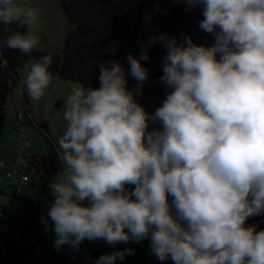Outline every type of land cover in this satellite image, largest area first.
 <instances>
[{
	"label": "clouds",
	"instance_id": "obj_1",
	"mask_svg": "<svg viewBox=\"0 0 264 264\" xmlns=\"http://www.w3.org/2000/svg\"><path fill=\"white\" fill-rule=\"evenodd\" d=\"M182 2L186 10L202 8L199 27L215 42L205 47L185 36L178 43L160 33L140 42L138 56L127 54L140 92L149 78L141 62L154 44L166 49L159 82L170 91L154 113L136 102L116 60L99 64L98 88H75L64 100L66 128L56 141L61 170L41 217L57 251L78 250L85 240L148 239L160 261L264 264V229L246 224L264 216V0ZM152 21L145 12L143 24ZM41 22L39 8L0 0V23L25 29L0 47L29 55L19 87L36 101L52 79L51 55H30L42 50L33 32ZM150 124L159 127L149 131ZM131 254L114 251L95 264Z\"/></svg>",
	"mask_w": 264,
	"mask_h": 264
},
{
	"label": "trees",
	"instance_id": "obj_2",
	"mask_svg": "<svg viewBox=\"0 0 264 264\" xmlns=\"http://www.w3.org/2000/svg\"><path fill=\"white\" fill-rule=\"evenodd\" d=\"M62 9L67 18V31L63 49L60 52L46 50H34L30 55L36 60L42 55H51L53 63L48 69L51 77H55L65 83H73L79 88H98L100 82L99 64L116 60L123 65L126 73L127 88L132 91L136 102L142 105L149 114L162 106L166 94L170 89L166 88L159 77L163 74L161 57L166 49L156 43L149 51V60L141 63L148 69L149 78L144 83L142 91H136L137 82L128 71L126 56L128 53L138 56L140 42L147 41L149 36L167 33L175 37L178 43H182L185 36L192 39L196 45L211 47L214 45V37L204 32L199 27V21L203 19L202 8L199 6L186 10L182 2L174 3L173 0H60ZM158 9V10H157ZM145 12L151 13L153 21L149 25L143 24ZM76 25V30L72 26ZM16 24L5 25L0 23V41L6 40L15 32H24ZM115 49L112 51L111 49ZM0 54L6 64L0 63V145L4 136L6 116L10 98L15 89L20 88L19 82L24 71V65L29 55L19 50L0 47ZM217 54V59H219ZM110 66V65H109ZM23 98L25 91L23 90ZM24 114L28 125L36 122L39 129L44 131L47 149L27 159L24 173L31 180L32 176L42 175L46 179L52 178L61 170L57 150L52 141L50 130L46 122H37L26 108L27 100L24 99ZM159 125H151L149 131ZM131 190L134 186H128ZM5 192L0 189V197ZM171 202V196H169ZM22 200L24 201L23 197ZM0 210L9 214L11 209L0 204ZM10 220H0V225L11 224ZM264 216L251 217L246 224H256L257 230L264 229ZM31 232V225H26L23 231L21 243L25 241ZM3 238L0 231V240ZM101 240L89 242L85 240L80 247L88 251L89 247ZM64 258V255H61ZM3 259L1 260V262ZM162 264H174L171 257L161 261ZM1 264V263H0Z\"/></svg>",
	"mask_w": 264,
	"mask_h": 264
},
{
	"label": "rangeland",
	"instance_id": "obj_3",
	"mask_svg": "<svg viewBox=\"0 0 264 264\" xmlns=\"http://www.w3.org/2000/svg\"><path fill=\"white\" fill-rule=\"evenodd\" d=\"M22 6L36 7L41 11V23H39L33 32L41 39L42 49L50 52H58L62 49L64 44L65 33L67 29L66 15L62 9L60 0H16ZM27 73L24 74L26 79ZM79 88L73 83H65L57 78H52L51 83L45 91V95L38 101L29 99V103L33 112L39 117L44 116L45 121L50 128V134L56 141L64 133L66 122L63 119V102L70 94V92ZM22 97H17V104L20 110H23ZM14 108V106H12ZM16 115L10 116L7 113L6 126L4 136L0 145V163L5 166H0V187L5 191V195L0 197V204L11 207V194L13 189L9 185L7 178L8 172L15 173L20 179L26 168V164H21L22 160L26 161L32 154H41L47 149L45 133L38 126L27 128L21 125L20 130H28L29 145L26 151L22 150L21 142L19 140V131L17 130ZM24 121V120H22ZM52 140V141H53ZM21 170V171H20ZM23 170V171H22ZM54 175L50 179H46L42 175L32 176L29 183L23 184V213L24 218L34 222L37 231H45V226L41 222V217L46 215L48 206L54 200L48 185L55 179ZM20 182V180H19ZM35 204V206L32 205ZM32 205V206H31ZM20 230L24 231V225H19ZM2 229V227H0ZM35 233L32 232L23 243L25 251L23 258L14 254L11 256L9 264H93L101 255L111 254L114 251H123L124 249H131L134 254L126 255L123 260L117 259L115 264H162L150 251V241L145 239L139 243L129 242L127 244L118 243L116 245H109L101 240L97 244L89 247L88 251H84L79 246L78 250L72 249V252L66 253L67 262L64 263L61 255L55 254L53 248L49 243L45 242L42 245L45 248V254L38 256L33 253L30 243L34 241ZM7 239L3 237L0 240V248L6 246ZM29 246V248H28ZM63 262V263H62ZM1 264H4V259Z\"/></svg>",
	"mask_w": 264,
	"mask_h": 264
},
{
	"label": "built area",
	"instance_id": "obj_4",
	"mask_svg": "<svg viewBox=\"0 0 264 264\" xmlns=\"http://www.w3.org/2000/svg\"><path fill=\"white\" fill-rule=\"evenodd\" d=\"M17 118L18 120H25V114L24 113H17ZM19 140L21 142L22 150L26 151L29 142H28V134L26 132H19ZM21 164H26L27 166V160L24 161L22 160L20 162ZM1 167H4L5 165L3 163H0ZM21 171V170H20ZM23 171V170H22ZM7 178L9 180V185L10 187L14 190V195L12 197V202H11V211L9 214H5L0 210V220H10L11 224H3L2 229H1V234L3 237H5L10 245H14L17 243H20L23 237V231L20 230L18 224L20 222H23L25 219V215L23 213V191L24 187L23 184L29 183L30 178L27 174H23L22 177L19 179L15 173L8 172ZM20 180V182H19ZM45 240L49 241L52 245L53 252L58 255H63L65 252L72 251V248L69 246L65 245L62 246L58 251L54 247V239H55V234L54 232H49L47 234H44ZM43 247H39L37 249V254H42L43 253ZM4 254L0 252V262L3 259Z\"/></svg>",
	"mask_w": 264,
	"mask_h": 264
},
{
	"label": "crops",
	"instance_id": "obj_5",
	"mask_svg": "<svg viewBox=\"0 0 264 264\" xmlns=\"http://www.w3.org/2000/svg\"><path fill=\"white\" fill-rule=\"evenodd\" d=\"M67 19V18H66ZM66 31H67V29H66ZM65 35H66V33H65ZM64 40H65V38H64ZM63 46H64V44H63ZM62 49H63V47H62ZM61 49V50H62ZM42 50H44V49H42ZM60 50V51H61ZM47 51V50H46ZM60 51H58V52H60ZM52 78H55V77H52ZM25 78H24V75H22V79L21 80H24ZM24 91H25V89H24ZM20 95H21V97H22V103H23V107H24V99H26L27 101V106H26V108L29 110V112L31 113V115L35 118V120L37 121V122H46L45 121V118H44V116L41 114L39 117L37 116V114H35V112H33V110H31L32 109V107H31V104L29 103L30 101H29V99L26 97V94H25V98H23L24 96H23V93H22V91L20 90V88H17V89H15L14 90V92H13V94H12V97L10 98V103H9V106H8V113L10 114V116H15L16 115V121H15V124H16V127H17V130L19 131V132H26L27 134H28V130L27 129H23V131L22 130H20V126L21 125H23V126H25V127H27V128H30V127H34V126H36L37 127V124H36V122H33V125H28L27 124V122L24 120V121H22V120H18V118H17V113H23L24 112V108H23V110H20V108L18 107V104H17V97L19 96L20 97ZM12 106H14V108H12ZM47 124V123H46ZM48 126V125H47ZM50 129V128H49ZM19 138V137H18ZM51 138H52V140H53V137L51 136ZM53 142H54V144H55V141L53 140ZM32 155H37V154H32ZM31 155V156H32ZM0 189L1 190H3L1 187H0ZM4 191V190H3ZM5 192V191H4ZM13 195H14V190H13V192H12V194H11V202H12V197H13ZM32 205L33 206H35V204L34 203H32ZM31 205V206H32ZM3 206H5V205H3ZM21 224H23L24 225V228L26 227V225H31V232L30 233H32V232H34L35 233V238H34V241L32 242V243H30L29 244V246L31 247V249H32V251H33V253L35 254V252H36V254H37V249L39 248V247H43L44 248V246L42 245V243H45V242H47V243H49V245H51V243L49 242V241H47V240H45V237H44V234H47V233H49V232H51V230H48V231H42V232H39V231H37V229H36V227H35V225H34V222L33 221H31V220H29V219H27V218H25L24 220H23V222H20L19 224H18V226L19 225H21ZM0 227H2V225H0ZM0 231H1V229H0ZM29 236V235H28ZM25 240H27V238L25 239ZM23 243L24 242H20V243H17V244H14V245H10L9 243H7V245L6 246H4V247H2V248H0V252H2L3 254H4V257H3V259H4V264H9L10 263V259H11V256L13 255V253L16 255V254H18V256H22V258H23V255H24V253H25V251H29V249H27V250H24V248H23ZM29 246H28V248H29ZM52 246V245H51ZM73 251V250H72ZM72 251H69V252H72ZM66 253H68V252H65L63 255H64V258H63V261H64V263H66L68 260H67V257H66ZM43 254H45V248L43 249V253L42 254H37L38 256H40V255H43ZM91 260V262L93 263V264H95V262H93L92 261V259H90ZM63 263V262H62Z\"/></svg>",
	"mask_w": 264,
	"mask_h": 264
}]
</instances>
